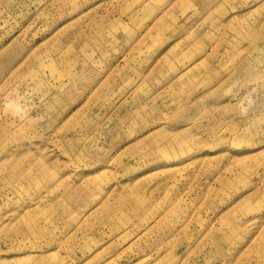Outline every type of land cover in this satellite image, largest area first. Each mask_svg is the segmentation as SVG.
<instances>
[{
  "label": "rangeland",
  "instance_id": "rangeland-1",
  "mask_svg": "<svg viewBox=\"0 0 264 264\" xmlns=\"http://www.w3.org/2000/svg\"><path fill=\"white\" fill-rule=\"evenodd\" d=\"M0 264H264V0H0Z\"/></svg>",
  "mask_w": 264,
  "mask_h": 264
}]
</instances>
